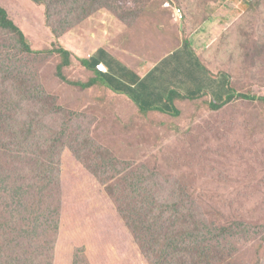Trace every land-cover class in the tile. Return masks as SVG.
<instances>
[{
    "label": "rangeland",
    "instance_id": "1",
    "mask_svg": "<svg viewBox=\"0 0 264 264\" xmlns=\"http://www.w3.org/2000/svg\"><path fill=\"white\" fill-rule=\"evenodd\" d=\"M122 2L105 0L103 6L107 9L84 19L79 12L88 7L89 0H0V8L7 11L33 50V54L22 53L14 34L0 29V229L10 220L22 223L32 219L29 229L10 234L8 240L32 251L7 254L0 257V264H29L26 262L34 259V252L40 255L38 264H59L54 247L45 236L48 226L61 220L58 213L64 205L56 206V211L43 209L39 199H65L61 185L71 183L73 172L80 167L85 169V164L92 166L95 158L96 168L105 171L107 184L105 188L96 180L99 187L93 194L87 191L90 215L114 213L115 205L107 191L119 200L124 193L133 191L138 181L150 182L158 188L159 202L171 206L169 212L174 218L166 226H173L176 240L184 232L185 236L198 235L197 241L201 242L205 230L217 237L226 227L232 234L233 249L239 251L238 257L252 262L254 247L259 243L264 247V102L260 99L264 97V0ZM143 2L147 14L154 4L182 7L186 20L177 23L169 13L160 25L151 22L150 33L142 34L148 24L128 12L135 7L143 10ZM70 13V23L77 24L75 30L59 36ZM211 24L215 26L203 30ZM211 31L212 35H205ZM189 32H194L192 38ZM186 39L203 58L202 66L205 64L215 76L229 75L237 94L255 100L235 98L217 111L210 109V100L194 101L182 107L180 118L147 116L152 120L128 122L113 113L128 104L124 99L101 88L85 91L70 87L58 76L61 58L47 53L56 47L70 53V66L64 68V77L71 83H86L93 74L81 62L96 57L100 50L113 55L160 58ZM186 56L182 51L161 68L169 64L171 74L189 72L190 65L183 60ZM181 59L183 64H178ZM168 85L165 88L169 91ZM190 86L197 87V83ZM181 101L175 98L169 105L178 107ZM110 103L114 105L113 112L106 109ZM151 104L160 106L158 102ZM148 105L138 107L142 114L150 113ZM154 108L155 114H164L157 110L159 107ZM97 142L103 145L98 147ZM44 175L51 178V184ZM33 187L44 192L39 195L38 190H31ZM67 202L71 208L80 209L70 193ZM175 203L183 207L172 208ZM151 214L159 217L154 206ZM198 220L199 227L194 224ZM99 221L114 222L97 218L99 228ZM186 223H190V228ZM12 226L16 227L14 223ZM61 227L71 229L73 225ZM28 230L34 233L29 236ZM159 242L156 255L144 252L147 261L136 264H153L156 257H164L163 240ZM260 253L259 264H264V251ZM217 259L223 264L220 257ZM75 262L87 264L82 260ZM174 262L180 261L177 258ZM233 262L240 261L233 258ZM193 263L201 264L198 256L189 254L180 264Z\"/></svg>",
    "mask_w": 264,
    "mask_h": 264
},
{
    "label": "trees",
    "instance_id": "2",
    "mask_svg": "<svg viewBox=\"0 0 264 264\" xmlns=\"http://www.w3.org/2000/svg\"><path fill=\"white\" fill-rule=\"evenodd\" d=\"M89 1L90 4H88V7L82 8V13L79 12L80 17L84 19L86 17H90L92 14H96L101 9H107L103 6L105 0ZM116 1L117 3H123V0ZM150 6L152 8L151 12ZM150 6L148 8V12H150L149 14H147V6L145 2H143L141 6L143 10H139L137 7H135L132 12H128L130 16L134 15L137 19L142 20L143 18L144 20H142V22L148 24L146 25V29L148 30L142 32V34L150 33L152 31L151 22H158V24L160 25V23L162 22L161 20L165 18V16H168L169 13L170 15L172 14V17L174 18V7H171V9H169L165 8L164 5L154 4ZM182 10L184 12V22L186 20V13L183 8ZM70 14V20L66 24H64L65 27L61 34H58L59 36L66 31L72 33L75 30L77 24L70 23L73 20L71 19L73 18V13ZM145 14L150 16V18L146 17ZM0 29L14 34L13 37L16 40V44L21 48L22 53L33 54V50L31 49L26 36H24L23 32L9 17L7 11L2 8H0ZM206 29L207 28H205V30ZM182 51L186 53L189 58L186 59V63L190 65V70L201 68V70H204L206 72L208 77V80L205 83L206 86L203 87V85L200 84L196 89L193 87L188 89L185 93H182L185 95V97L181 94V90H178L179 88L173 87L172 91H169L165 99L166 105L165 103L161 104L160 106L149 104L147 108L151 109V111L150 113L144 114L140 112L138 107L140 105L146 104L147 102H140V98L133 96V93H124L126 90L123 89L121 84L117 83L114 80V75H117L119 77L118 81L120 82L122 72H116L117 65L121 64L111 54H108L104 50H100L97 53L96 57H92L91 60H82V66L86 69L87 72H90L93 75L90 76L91 79H89V81L86 83L80 81L71 83L66 80L63 73L64 68H68L70 66L71 54L66 52V50H62L60 48L58 49L57 47L56 50H52L47 53L50 55H57L61 58V64L57 67L58 76L66 81V83H68L70 87L79 88L80 90L85 91L95 88H101L107 93L124 99L128 103L126 106L121 105L119 109H116L113 112L114 105L110 103L106 106V109L110 112H113L120 119L126 118L128 122L134 120L148 121L149 119L152 120V118H180L183 114L182 107H186L188 104L194 101L210 100L208 103L210 109L217 111L222 109L226 105L231 104V102L235 98L255 100L254 97L237 94V91L232 86V81L229 75L221 73L215 76L208 70L206 66H202V64L200 63V61L202 62V60H199L198 55L192 48L191 43H189L188 39L183 41L182 44L176 49H172L169 54H166L160 58H158L157 56L156 58H151L150 56L149 58L143 59L141 55H139V57H141L144 62L157 65L165 57H169L170 59H177L179 57V53ZM102 62L108 69L107 74L101 73L97 70V66ZM180 63L181 61H178V64ZM74 70L81 71L80 68L77 67H74ZM83 73L87 75L86 72ZM131 74L133 77V73ZM122 79L127 81L128 83L130 80H132L127 75L123 76ZM175 98L183 100L181 101V103H179L178 107H175L174 103L172 106L169 105V103L172 102ZM260 99L262 102H264V97ZM154 107H159L160 109L157 110L162 111L164 114H155ZM178 108H180V110H177ZM20 109L23 110V107L20 106ZM122 113H125L124 117L121 116ZM144 115L146 117H144ZM147 116L152 118H148ZM89 137H91V134L88 136V138ZM97 145L98 147H101L103 144L97 142ZM85 165V169L83 167H80L77 171L73 172L74 178L71 183L61 185V187H63V194H65V199L58 200V202H54L46 197L39 199L40 207L43 209L51 208L56 211V206L64 205V208L62 210H59L58 213V219L61 220L56 221L54 226H48L45 236V238L50 239V245L54 247V256L55 258H57L59 264H77L75 262L76 260H82L87 264H136V262L147 261L144 260L146 259V257H144V252L152 255L153 257L157 252L160 251L159 250L156 252L155 249V247L159 246L160 239H162L164 243L163 249L161 250L164 257H156L153 264H177L174 262V260H176L177 258L180 261L178 262V264H180L189 254L191 256L193 255L194 257L198 256L199 262L201 264H219L217 257H220L222 259L223 264H234L233 258H235V260L237 261H240L238 264L260 263L262 259V255L260 252L264 251V247L261 246L260 243L254 247L256 249V255L254 254L252 262L242 261L243 257H238L239 251H235L232 244L230 243L232 234L229 233L226 227L221 228L222 233L217 237H212L205 230V236H201V238L204 237L201 242L197 241V239H199L198 235L185 236L184 232H182V238L176 240V238H174L173 236V226H166V224L171 223L174 218L173 215H171L169 212L171 206H168L167 204H161L159 202V198L157 196L158 188H156L150 182L138 181L137 186L132 185L134 190L126 194L124 193L123 198H120L119 200H114L112 194L107 191L115 205L114 213L109 214L108 212H103L98 216L90 215L91 202L87 195V191L93 194L94 189L99 187L96 180H98L106 188L107 179L104 178L103 172L105 171L102 168H96V158L92 163V166H88L87 164ZM20 169L23 173V169ZM2 176L3 173L0 170V178H2ZM43 177L50 180L49 184L52 183L51 178H47V176L45 175ZM81 177L87 180L83 182ZM15 185L18 186V180ZM20 187H23V184H21ZM39 189L40 188L36 189V187H33V189L31 190H38V194L42 195L44 190L39 191ZM69 193L73 196L75 202H77L76 204H78V207L80 206V209L71 208L70 203L67 202ZM146 194L148 195V197H146ZM152 204L155 207V210L157 211L159 217H152ZM182 207L183 205L181 203H175V205L172 206V208L176 209H181ZM179 212L184 213L183 211ZM104 217L114 222L110 224H102V222L104 221H99V223L101 224V228H99V226L96 224L97 218ZM164 217L167 218L166 221H164ZM13 223L16 225V227L12 226ZM20 224L21 226H19ZM62 224L66 225L67 227L73 225V227L71 229H63V227H61ZM186 224L187 227L190 228V223ZM194 224L199 227V220ZM28 225H32V219H30L29 221L24 220L22 223L20 220L18 222L17 220L14 222L10 220V222L5 226L6 229L5 227L0 229V257H5L7 256V254H18L22 251H32L28 249L29 247L22 244L12 245L14 243V240L8 241L10 234L21 229H29ZM238 226L240 227L239 224ZM158 229L160 230V233L155 232L159 231ZM33 233V230H28L27 232L29 236ZM60 237H68V239H61ZM194 238H196V240H194ZM224 244H227L228 246ZM34 254V259L31 262L26 263L38 264L40 255L36 254L35 252ZM20 259L23 260L21 257ZM17 264H24V262Z\"/></svg>",
    "mask_w": 264,
    "mask_h": 264
},
{
    "label": "crops",
    "instance_id": "3",
    "mask_svg": "<svg viewBox=\"0 0 264 264\" xmlns=\"http://www.w3.org/2000/svg\"><path fill=\"white\" fill-rule=\"evenodd\" d=\"M215 22H217V20ZM213 26L215 25H206V28L209 30V28ZM203 30H205V27ZM212 33L213 32L211 31V34L205 33V35H212ZM193 34L194 32L188 33L190 38H192ZM111 55L115 57L121 64L117 65L116 69V72H122L120 78L121 81H118L119 77L117 75H114V80L117 78L116 82L121 84L123 89L126 90L124 93H133V96L140 98V102H147L150 105L151 102H158L159 105L164 104L167 94L169 91H172L173 87L179 88L178 90H181L182 94L188 89L192 88L190 86L191 83H197V87L200 84L205 87V83L208 80L206 72L201 70V68L191 70L189 69V72L188 70H181L179 75L171 74V67L169 64L161 68V65H163L166 60L170 59L169 57H165L160 61L159 64L156 65L144 62L141 57L137 56L129 57L125 54ZM198 57L199 60L204 62L201 56ZM185 59H189L188 56L183 58V60ZM180 61V64H183L182 59ZM101 64L104 63L102 62ZM146 65L148 66L146 67ZM203 66L205 67V64H203ZM130 72L133 73V77ZM125 75L132 79L129 81V83L122 79V77ZM172 79L174 80V83H171ZM167 83H169V91L165 88V84ZM197 87L194 88L196 89Z\"/></svg>",
    "mask_w": 264,
    "mask_h": 264
},
{
    "label": "built area",
    "instance_id": "4",
    "mask_svg": "<svg viewBox=\"0 0 264 264\" xmlns=\"http://www.w3.org/2000/svg\"><path fill=\"white\" fill-rule=\"evenodd\" d=\"M166 6H167L168 8H171L170 5H166ZM173 10H174L173 16H174V20H175V22H177V23H182L183 20H184V12H183L182 8L174 7ZM97 68H98L101 72L106 71V70H105V67H104L103 65H99Z\"/></svg>",
    "mask_w": 264,
    "mask_h": 264
},
{
    "label": "clouds",
    "instance_id": "5",
    "mask_svg": "<svg viewBox=\"0 0 264 264\" xmlns=\"http://www.w3.org/2000/svg\"><path fill=\"white\" fill-rule=\"evenodd\" d=\"M99 65H103V66L105 67V70H106V71L101 72L98 68H97V70H98L99 72H101V73H106V74H107V73H108V69H107L106 65H105V64H99ZM99 65H98V66H99ZM98 66H97V67H98Z\"/></svg>",
    "mask_w": 264,
    "mask_h": 264
}]
</instances>
